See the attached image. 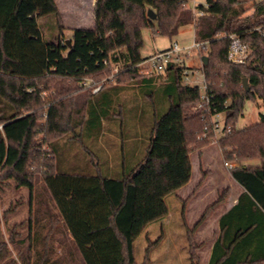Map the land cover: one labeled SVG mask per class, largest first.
Here are the masks:
<instances>
[{"label":"trees","instance_id":"1","mask_svg":"<svg viewBox=\"0 0 264 264\" xmlns=\"http://www.w3.org/2000/svg\"><path fill=\"white\" fill-rule=\"evenodd\" d=\"M190 1L96 0L94 27L74 30L69 45L56 0H0V189L13 181L17 191H28L29 202L28 219L9 230L16 257L0 219V264H138L133 225L140 192L155 187L161 198L183 186L191 174L188 155L214 143L224 161L235 164L229 173L243 191L219 220L208 264H264V0H206L196 7L198 16L186 6ZM51 15L59 32L45 36L40 20ZM188 25H194L195 42L203 46L199 52L210 53L203 66L206 108L195 109L205 101L199 85L185 82L183 62L140 75L149 58L142 55L144 31L172 39ZM234 33L252 46L245 64L228 61ZM129 84L139 86L143 100L160 90L168 103L162 112L161 98L152 102L142 156L133 164L123 159L120 177L107 176L93 161L89 171L62 169L56 153L65 138L85 143L97 159L86 141L97 143L114 133L117 109L128 104L122 95ZM44 90L53 91L48 104ZM256 100L263 104L260 121L238 129L246 104ZM217 113L233 130H224L219 139L212 131ZM137 116L146 117L143 109ZM45 144L53 156L43 151ZM254 160L259 163L250 164ZM229 192L223 191L199 223ZM148 199L153 198L147 194ZM182 210L185 226V202ZM21 226L25 234L15 231Z\"/></svg>","mask_w":264,"mask_h":264},{"label":"rangeland","instance_id":"2","mask_svg":"<svg viewBox=\"0 0 264 264\" xmlns=\"http://www.w3.org/2000/svg\"><path fill=\"white\" fill-rule=\"evenodd\" d=\"M252 1L257 3L262 0ZM252 1L249 2V5H253ZM95 2L96 0H56L61 23L64 25L63 36L66 40L70 41V39H72L73 32L77 28L92 29L94 27L93 7ZM205 2L206 0H191L186 6L191 7L196 15L198 12L196 7L202 4L204 5ZM57 24L58 22L56 21L55 15L40 20V26L42 27L45 36H50L52 33H58L59 26H57ZM182 30L181 34L179 33L180 35L172 39L160 35L152 36L150 31L145 30L143 34L145 45L142 49V55H149L156 51V49H169L175 41H177L182 48H186L187 50V48L195 42L194 27L188 25ZM184 53L186 54V51ZM204 54L206 56L210 55L208 50L203 53L197 50L194 51L193 55L179 57V61L183 62L185 65V75H191L190 79L192 81L187 83V80H185L187 84H195L197 82V84L203 86L204 65L201 57ZM142 69L143 67H139L140 75L146 76ZM127 87L128 89H126L122 98L126 100L128 104L123 110H120L119 108L117 109V112L119 113V121L112 125L115 129L114 133H109L111 135L113 134L114 139H112L109 145L107 140L103 142L107 152H102L97 143L94 142L91 144V142L86 141L88 149L90 148L93 150L95 155L98 156L97 159H92L87 150L84 149L85 143L82 144L83 142L69 141L65 138L60 141L57 150L58 153H56L62 169L74 172L89 171L93 161L95 164L98 162L104 167V173L107 176L112 178L120 177L122 174V166L120 164L123 159L127 164H133L142 156L147 141L142 137V134H145L144 132L148 130L147 127L145 128L147 123L150 124V116L153 107L152 102L154 100L157 103L161 98L162 102L160 103V107L162 112L166 110L168 103L164 100L163 93H161L160 90L158 91L157 96L153 95L151 98H145L143 100L138 94L139 86L135 89V86L129 84ZM52 92L53 91L44 90L42 96L44 97L46 104L51 100ZM142 109L146 115L143 119L137 116V112H141ZM262 110L263 104L261 100L248 102L242 113L243 115L237 123V128L243 129L259 122ZM109 134L106 135L108 138L110 137ZM135 134H137V137H134L136 136ZM122 135L127 138L125 143L122 140ZM45 138L46 136H44V134L38 135L39 142H44ZM212 145V149L218 148L221 151L220 146L216 143ZM135 148L140 149L139 152L135 153ZM42 149L43 151H47L48 154L51 153L50 156H53V152L46 144L43 145ZM220 154V159H215L213 173L211 171L205 173V169L203 168L201 171L196 169L195 174L193 175L194 179L192 185L183 190L184 195H189L188 193L192 191L198 182H201L202 179H207V175H211L210 179L206 182V186L202 188L208 191L205 200L204 198L198 199L192 203L191 211L187 213V219H185V226L182 216L184 202L179 200L176 194H169L170 196L167 200V204L170 211H166L164 208V212L160 213L163 203L162 197L160 198V195L157 193V189L151 187L152 190L150 189L147 191V189H145V191L142 190L140 192L139 196L141 201L139 200V203L137 204L136 225H133L135 258L138 264H194L193 257H197L198 264H206L208 259V244H205L208 243L209 240H214L217 235L218 231L215 216L218 215V212H214L213 208V210H211V212H213H210L211 217L206 221L204 220L205 223L203 221L201 226L199 223L200 218L206 208L213 205V203L222 196L223 191L226 190L227 187H230L231 191L233 189V194H237L236 192L239 189V184L233 179V188L230 186L231 180L228 175L231 166L234 167L235 164L229 163L230 166H228L223 159L222 151ZM156 177L157 176H154V179ZM176 177L177 175H171L168 178L176 180ZM195 190H198V187H196ZM147 194L152 196V201L149 199V201H145ZM27 198L28 191L26 189H19V191H17L13 181H9L7 185H4L2 189H0L1 231H3L4 239L10 247L13 257H16V253L12 244L9 242V230L15 224L19 225L21 222L28 219L29 202ZM21 230H23L25 234V226H21L15 231L18 232ZM190 231L193 232L191 237L189 236ZM196 231H198V235L195 238L194 233ZM16 238L18 239V237ZM199 242L204 243L199 245Z\"/></svg>","mask_w":264,"mask_h":264},{"label":"crops","instance_id":"3","mask_svg":"<svg viewBox=\"0 0 264 264\" xmlns=\"http://www.w3.org/2000/svg\"><path fill=\"white\" fill-rule=\"evenodd\" d=\"M196 9V8H195ZM191 26H193L194 27V25H191ZM183 29V28H182ZM180 30V34H181V32L183 31V30ZM150 33L152 34V32L150 31ZM180 34H178V35H180ZM177 35V36H178ZM152 36H154V35H152ZM176 36V37H177ZM175 38V37H174ZM175 42H177V41H175ZM166 49H168V48H166ZM157 51H161V49H156V51H154L153 53H150L149 55H146L145 57H150V56H152L154 53H156ZM190 76L191 75H189L188 74V76H186L185 77V80H187V83L189 82V81H192L191 79H190ZM204 79V78H203ZM192 85H199V84H197V82L194 84H192ZM200 87H201V89H202V86L201 85H199ZM109 134V133H108ZM109 138L107 137H104V139L103 138H100L99 140H97V144H98V146H99V148H100V150L102 151V152H107V150H106V148L104 147L105 145L103 144V142H105L106 140H108L109 141V143H111V141H112V139H114L113 138V134L111 135V134H109ZM132 142V141H131ZM212 147H213V145H211V146H209V147H206L205 149H201V150H197V151H193V152H191V154H189L188 155V159H189V163H190V166H191V176H190V180L186 183V184H184L183 186H181V187H179V188H177L175 191H173L172 193H174V194H176L177 195V197H178V199L179 200H181V201H183V202H185V219H187V213L188 212H190L191 210V205H192V203L194 202V201H196V200H198V199H203L204 198V200H205V198H206V196H207V192L208 191H206V189L204 190V189H202L203 187H205L206 186V182L208 181V179H210V177H211V175H207V179L205 178V180H203L202 179V181L201 182H198L196 185H195V187L192 189V191L190 192V193H188L189 195H184L183 194V190L186 188V187H189L190 185H192V181H193V175L195 174V171H196V169L198 170V171H201V169L203 168V169H205V173H207L208 171H211L212 173L214 172L213 171V169L215 168V166L213 167V165L215 164V159H217V158H219L220 159V157H221V154H220V150L217 148H213L212 149ZM136 149V152L135 153H137V152H139V150L140 149H138V148H135ZM254 163H259V161H257V160H254V162H250V164H254ZM199 173V172H198ZM211 173V174H212ZM210 174V173H209ZM228 175H229V177H230V180H231V184H230V186L233 188V182H232V179H233V177H231V175H230V173H228ZM234 180V179H233ZM196 187H198V190H195V188ZM238 190H237V194H233V189H232V191H231V188L230 187H227L226 189H229L230 191H231V193H232V195H231V193L225 198V200H224V202L223 203H219V204H217V205H215L213 208H214V212L215 211H217L218 212V215L217 216H215L216 217V225H217V235H216V237H215V239L214 240H209V242L208 243H206L205 245H207L208 244V247H207V253H208V259H207V262H206V264H208L209 263V261H210V258H211V252H212V249H213V246H214V243H215V240H216V238L218 237V235H219V232H220V228H219V220H220V218L226 213V212H228L236 203H237V200H238V198H239V196H240V194H241V192L243 191V188H242V186L239 184V186H238ZM172 193H170V194H172ZM223 195V194H222ZM231 195V196H230ZM235 195H236V197H235ZM169 194H166V196L165 197H162V209L163 210H165L166 209V211H170L169 209H168V204H167V200H168V198H169ZM219 200V199H218ZM217 200V201H218ZM217 201H215L213 204H215V203H217ZM165 208V209H164ZM208 208V207H207ZM207 208H206V210H207ZM220 209V210H219ZM206 210H205V212H206ZM219 210V211H218ZM212 211V212H213ZM205 212L203 213V215L205 214ZM211 212V213H212ZM211 213H209V215H208V217L207 218H205L204 220L206 221V220H208V218H210L211 217ZM168 214H170V213H168ZM203 215L201 216V218L203 217ZM201 218H200V220H201ZM203 220V221H204ZM203 221L200 223V226L203 224ZM205 221H204V223H205ZM198 235V231H196L195 233H194V236H195V238H196V236ZM204 242H199V245H202ZM199 249H201V248H199Z\"/></svg>","mask_w":264,"mask_h":264},{"label":"built area","instance_id":"4","mask_svg":"<svg viewBox=\"0 0 264 264\" xmlns=\"http://www.w3.org/2000/svg\"><path fill=\"white\" fill-rule=\"evenodd\" d=\"M202 15V12L198 11L197 14ZM230 39V45L228 49V61L232 64H245L246 61L249 59V57L252 54V46L251 44L243 41V39L238 36L237 34L229 35ZM202 45L197 44L196 42L193 43V45L189 46L186 50V48H182L178 42H175L171 48L157 51L153 56H150L145 61H143L140 65V68L143 67L142 70L143 73L146 76H150L153 74H156L157 72H163L165 71V67L172 63V61H179L180 56H188L193 55L194 51L199 50L202 48ZM186 51V54L184 53ZM185 54V55H184ZM117 70V67H115V71ZM202 100H204V103H200L195 109L200 108H206L205 104H209V98L207 96V84L205 83V78L202 81ZM101 89V85L97 86L93 93L95 94ZM231 133L233 130L231 126L225 124V118L222 114H214L213 116V126L212 131L215 133V139H219L225 131ZM228 166L229 163L226 162ZM232 168V166H231Z\"/></svg>","mask_w":264,"mask_h":264},{"label":"water","instance_id":"5","mask_svg":"<svg viewBox=\"0 0 264 264\" xmlns=\"http://www.w3.org/2000/svg\"><path fill=\"white\" fill-rule=\"evenodd\" d=\"M148 16L152 20H155V18H156V15L153 13L152 10L148 11ZM67 41H68L69 45H71V41H69V40H67ZM202 63H203V65L208 63V56H204V58L202 59ZM242 83L244 84L245 90L247 92L250 91V86H249L247 78H244Z\"/></svg>","mask_w":264,"mask_h":264}]
</instances>
